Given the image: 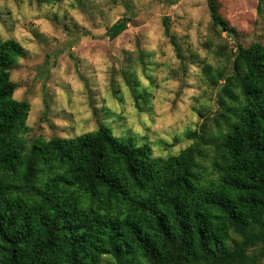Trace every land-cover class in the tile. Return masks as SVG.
Instances as JSON below:
<instances>
[{
	"label": "trees",
	"instance_id": "trees-1",
	"mask_svg": "<svg viewBox=\"0 0 264 264\" xmlns=\"http://www.w3.org/2000/svg\"><path fill=\"white\" fill-rule=\"evenodd\" d=\"M206 3L212 23L235 36L217 0ZM163 24L182 61L167 18ZM125 27L118 20L108 34L115 38ZM24 55L15 39L0 42V264H103L106 257L115 264L264 261L260 43H235L228 71L203 67L211 86L222 85L211 112L218 134L204 140V132L189 130L194 141L168 157L153 156L147 143L119 140L101 122L26 149L30 105L13 97L17 85L10 78ZM208 141L215 153L203 167L198 160L207 154L199 145Z\"/></svg>",
	"mask_w": 264,
	"mask_h": 264
},
{
	"label": "rangeland",
	"instance_id": "rangeland-1",
	"mask_svg": "<svg viewBox=\"0 0 264 264\" xmlns=\"http://www.w3.org/2000/svg\"><path fill=\"white\" fill-rule=\"evenodd\" d=\"M217 2L236 32L232 41L212 23L206 0H0V42L12 38L25 49L10 72L13 97L30 105L25 148L73 138L98 122L161 157L191 144L189 130L204 132V140L218 134L211 112L219 86L202 69L228 71L237 42L264 47V0ZM164 18L182 61L164 34ZM121 19L125 29L111 38L109 27ZM214 145H199L207 154L198 160L203 167ZM103 264L115 262L106 257Z\"/></svg>",
	"mask_w": 264,
	"mask_h": 264
},
{
	"label": "water",
	"instance_id": "water-1",
	"mask_svg": "<svg viewBox=\"0 0 264 264\" xmlns=\"http://www.w3.org/2000/svg\"><path fill=\"white\" fill-rule=\"evenodd\" d=\"M220 29L226 33V35L230 38L231 41L234 40V34L232 32H230L229 30H225V28L222 27L221 25H220ZM221 86L222 85L220 84L218 89H217V93H218ZM217 93H216V95H217Z\"/></svg>",
	"mask_w": 264,
	"mask_h": 264
}]
</instances>
